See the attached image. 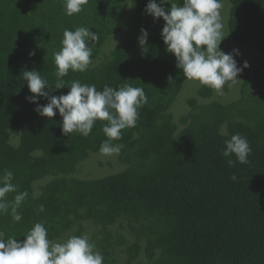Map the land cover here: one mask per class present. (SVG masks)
<instances>
[{
	"label": "trees",
	"instance_id": "trees-1",
	"mask_svg": "<svg viewBox=\"0 0 264 264\" xmlns=\"http://www.w3.org/2000/svg\"><path fill=\"white\" fill-rule=\"evenodd\" d=\"M126 1L88 0L80 13L69 16L63 0H0V176L12 171V183L29 194L18 209L21 221L0 214V231L23 240L41 222L48 238L61 242L79 236L81 222L91 220L99 226L91 241L108 264H115V248L126 255L124 264L141 251L147 264H264V0H230V37L263 56L253 75L246 68L238 76L240 97L228 104L189 98L180 130L169 109L188 79L166 51L160 35L164 21L145 13L149 0H136L123 23ZM123 25V41L102 62L84 72L69 70L65 88L56 90L53 53L62 47L65 29L84 26L98 34L92 61ZM141 27L149 33L144 49L137 39ZM244 61L237 60L238 66ZM25 70L40 71L55 96L67 94L73 80L94 84L97 91L105 85L143 88L148 102L138 110L136 126L113 141L122 145L117 159L125 168L98 179L69 177L90 152H99L107 122L97 120L88 137L64 135L58 110L53 118L34 110L47 98L35 104L26 99L32 94ZM197 95L210 98L212 89L202 85ZM11 130L19 132L16 146L10 143ZM236 133L252 151L249 163L229 167L227 160L235 156L224 157L222 150ZM45 177L51 179L35 196L33 183ZM120 219L134 237L131 243L109 230Z\"/></svg>",
	"mask_w": 264,
	"mask_h": 264
},
{
	"label": "clouds",
	"instance_id": "clouds-1",
	"mask_svg": "<svg viewBox=\"0 0 264 264\" xmlns=\"http://www.w3.org/2000/svg\"><path fill=\"white\" fill-rule=\"evenodd\" d=\"M63 2L65 14L71 16L80 13L88 0ZM165 4H170V8H165ZM222 6V0H183L182 4L173 0H159V3L149 0L144 10L154 21L163 19L160 35L166 51L175 57L176 68L188 80L198 81L221 95L224 86L239 80L238 76L249 67L247 61L238 66L234 58L240 55L238 49L229 53L220 49L221 42L227 37L223 32ZM148 35V31L141 27L137 39L142 49L147 46ZM97 40L98 34L84 26L64 30L62 47L53 53L57 68L56 90L65 88L63 77L68 75L69 70L84 72L88 69ZM22 76L32 94L26 99L35 104L39 97L47 98L46 104H37L34 110L47 118L55 117L58 110L64 135L78 132L88 137L97 120L106 121L102 131L107 139L99 147L100 154L105 156L121 152L122 145L113 141L121 139L123 129L136 126L138 110L148 102L144 89L130 84L118 88L105 85L102 91H97L94 84L73 80L67 87V94L55 96L50 95L48 81L42 78L40 71L25 70ZM224 144L222 155L235 156V160H227L229 167H234L236 163H249L252 149L245 137L236 133ZM232 179L235 180L236 176L233 175ZM12 180L13 172L5 169L0 176V214L8 213L14 222H19L22 214L18 209L29 194L18 191ZM9 193H16L12 200L6 199ZM23 237V240L12 236L6 238L5 233L0 231V264H103L104 261L102 254L94 251L95 245L89 242L87 236L73 235L61 242H53L41 222L35 223Z\"/></svg>",
	"mask_w": 264,
	"mask_h": 264
},
{
	"label": "rangeland",
	"instance_id": "rangeland-1",
	"mask_svg": "<svg viewBox=\"0 0 264 264\" xmlns=\"http://www.w3.org/2000/svg\"><path fill=\"white\" fill-rule=\"evenodd\" d=\"M136 0H127L124 3V9L121 13V20L124 23L127 16L132 13ZM222 23L224 25L223 32L227 37L221 42L220 49L229 53L233 49H238L240 52L239 56H234L236 60H247L249 63L248 72L253 75L256 67L261 63L263 56L246 44H238L232 40L228 33L227 22L229 17L230 10V0H222ZM126 26L123 27L116 33L110 35L103 43L98 57L92 60L93 65H98L102 62L106 56L119 44L123 41L125 35ZM235 83L229 84L226 90L223 89V94H218L214 89H212V95L210 98H201L197 95V90L202 86L198 81L186 80L178 93L174 103L171 105L169 112L172 114L173 121L178 125L179 130L182 129L183 125L180 123V118L188 113L190 107L188 105V99L195 97L198 104H207L209 102H219L222 104H228L237 100L240 97V87H241V78L238 77ZM222 132H225V126L221 128ZM10 143L14 146L19 143V132L17 130H11ZM125 168V165H122L118 159L117 155L105 156L97 153H89V156L84 161L78 163L74 173L70 174L69 177L79 178L83 180L89 179H98L105 177L110 174L117 173ZM51 177H45L42 180H38L33 183V192L37 196L40 194L41 186L48 182ZM82 231L79 236H87L89 242L92 243V235L98 231L99 226H96L91 220H84L81 222ZM109 230L114 234H122L128 240V243H131L134 237L130 234L126 222L123 219L118 220L115 224L109 226ZM75 231V228L69 232L71 234ZM66 237V235H65ZM56 242V241H53ZM94 251H99L96 247ZM113 258L115 264H124L126 260V255L121 251L120 248L114 249ZM103 264H108L103 261ZM131 264H147V260L143 255L142 251L139 256Z\"/></svg>",
	"mask_w": 264,
	"mask_h": 264
}]
</instances>
